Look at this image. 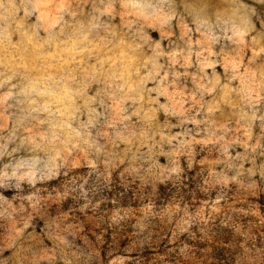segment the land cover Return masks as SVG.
I'll return each mask as SVG.
<instances>
[{
  "label": "clouds",
  "instance_id": "1",
  "mask_svg": "<svg viewBox=\"0 0 264 264\" xmlns=\"http://www.w3.org/2000/svg\"><path fill=\"white\" fill-rule=\"evenodd\" d=\"M0 264H264V0H0Z\"/></svg>",
  "mask_w": 264,
  "mask_h": 264
}]
</instances>
